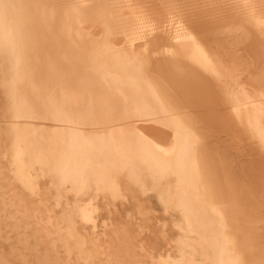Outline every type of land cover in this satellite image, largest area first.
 <instances>
[{
	"label": "rangeland",
	"instance_id": "1",
	"mask_svg": "<svg viewBox=\"0 0 264 264\" xmlns=\"http://www.w3.org/2000/svg\"><path fill=\"white\" fill-rule=\"evenodd\" d=\"M132 1L113 0V3L109 1L110 4L112 3L115 7L116 4L118 5L116 9H114L115 7L113 6V9L110 10L112 13L119 12L122 18L127 21H134L136 19L134 16L137 11L136 8L138 10L139 8L137 5L135 7ZM163 1L167 5H174V0ZM119 5L121 6L119 7ZM122 5L126 6L124 7ZM50 7L51 5L41 10V17L45 23V29H47L46 33L50 34H48V36L53 40V44L43 45L42 48L45 53L49 52L50 46L53 47L59 57L54 58L50 56V54H47L46 58L40 59V64L47 69L48 79L58 86L57 91L62 90L64 92V98L67 99L69 106H71L74 111L77 109L83 110L85 108L89 110H94V108H96L98 111L99 109L101 111L105 110L106 112H101V114H107V116L110 117V126H114L118 133H125V122L114 121L116 111L114 101L101 94L97 83V77L91 73L88 67L89 63L98 62L102 68H106L108 63L100 55L101 49L96 48L93 42H89V38L86 39L83 38L84 36L82 37V35H79L78 28L74 29L73 25L70 26V19L72 18L70 16L71 13L67 15V10L64 12L61 8L52 9ZM134 7L135 10L133 9ZM46 10H48V13ZM57 12H59V14ZM138 12H140V10L137 11V14H139ZM44 13L47 15H44ZM167 13L172 14L171 11H167ZM45 16H47V18ZM58 19H60V22ZM55 22L56 25L59 23L58 26H54ZM93 23H95L93 19L89 17L86 19L85 24L87 26H91ZM66 26L67 29H65ZM160 26L161 25H154L151 29L157 30L158 36L161 35L160 33H162L161 36H163L165 34L163 30L162 32L159 31ZM61 27L62 30L66 32H60ZM164 30H168V28H164ZM54 31H56V33ZM11 33L12 31L8 28L0 29V264H193L196 262L198 264H224L226 259L223 255L226 248L223 245H226L227 242L225 241L226 234L224 229L226 225L222 217L223 206L221 203H214L211 201L207 184L208 172L204 169V161L207 158L204 156L207 155L208 157L209 152L213 155L214 152L217 154L216 151L221 153L220 151L225 148L219 146L226 145L224 140L222 141L218 138V142L215 140V137H218V135L223 136L224 139L227 138L228 141L230 140L231 144H239L238 146H241V148L245 146V149L243 148L244 150L247 149L248 140L256 139V135L253 136V133L250 131L249 134L252 135L245 134V129L248 125L244 124L245 120L242 119L241 115V113H243V117L245 116V110L248 107V103H245L248 101L249 92L246 89L239 88L233 94H220L218 98L221 103H212L213 100L211 96L208 95L209 97H207L204 93V95H200L201 93L198 94L194 90V87H192V80L188 82L186 76H184V79H181L179 76L181 75L180 71L173 65L172 61L168 63V60L164 59L161 55L158 57L159 54H152V57L154 56V63L152 62L150 65L149 63L144 64V61H147V59H145L146 55L144 51L142 53L143 49H139V55H136L137 51H134L138 49H134L133 51V49L130 48L133 44L130 42L125 43V41H122L123 43L120 42L121 40L118 39L123 37L120 35L117 36L119 42L114 40L112 42L113 44L109 43V50L113 52V62L117 64L116 67H118L124 75L131 77L141 88L142 92L151 99L155 117L157 118L156 121L148 120L147 118L134 119L130 122L133 128L132 130L136 132V136L148 144L149 149L152 151L150 155L154 156V161H156L155 158H158L159 164L164 165L165 168L166 165L170 166V169L162 176L155 168L157 162L147 161L144 166L141 163L137 165L138 172L131 177V181L134 186L133 188H135L142 197L141 201L143 205L141 210L143 214L140 215L137 210L138 205L135 203V200L131 198V195H129V201L126 202L120 190L115 187L108 188V185L105 183L104 174L99 170L97 173L98 178L101 179L99 185L89 189L86 185L87 180H85V196L81 195L78 198L76 193H72V191H76L78 185L76 173L75 171H71L73 166L71 165V169H67L69 163L67 161V155L73 156L75 162L73 161L72 164L76 165V153L74 151L68 153L70 145L67 143L65 144L66 134L63 126L60 123L45 118L46 115L44 116L40 113L41 111L38 108L39 105L36 102L37 100L30 90L26 89L21 99L18 98L17 89L14 88L12 82L14 75L11 73V68L16 69L21 64L18 59L10 58L8 54L19 50V47L16 45H8L4 42V39H6L8 35H11ZM86 53L91 55L90 59L85 58ZM137 58L138 61L136 60ZM7 59L10 60L8 61ZM138 62H141L145 67L141 66ZM195 62L197 63V61ZM9 63L12 66H10ZM200 63L202 66L204 65V62L202 63V61L198 60L197 65ZM208 63L206 62L204 66ZM58 64L63 67L58 66ZM197 65L195 64L194 66L197 67ZM209 65L214 67V69L219 67V65L217 66V64L213 63ZM146 66L147 68L149 66L151 67L147 70L145 69ZM154 66L156 69L153 68ZM62 68L64 69L62 70ZM60 69L62 71H60ZM144 70H147V72H153V70H155L154 72L157 73L160 81H163V83L165 82L168 87L169 84L174 86L176 84V86L171 89L173 90V95L175 94L174 97H177L176 100H178V102L180 100L179 103L182 105L180 110L182 112L179 110L177 113V109L167 105L168 103L164 101V99L162 100V96H159L160 90L158 89V91L157 88H155V86H157V83H154L156 80L150 77L148 74L149 72H146L147 77ZM207 70L212 73L211 68ZM176 73L179 74L177 75L178 78L175 76ZM244 73L245 72L242 71L241 75H239L241 78L237 75L238 79L235 80H243L242 78L246 77ZM169 75L171 77H169ZM213 75L218 79L221 78L219 77V71L213 70ZM58 79H60V81ZM87 80H91L92 83ZM176 81H179V83ZM77 82L80 85H78ZM68 87L69 91L67 90ZM51 88L50 85L46 92L51 93ZM46 92H42L40 96H42V98L45 97ZM74 92L77 93L78 96L75 95ZM79 94L81 95L79 96ZM225 98H229V104L224 102ZM234 103H237L238 106H235ZM21 107L24 108L23 114L21 113ZM170 108L171 111L172 108L174 109V113L170 111ZM203 108L206 114L207 112H211L212 114H217L218 112V116L213 115L212 117H214V120L210 123L201 121L195 114V111ZM213 110H215V112H213ZM228 112H231L232 115ZM184 113H187V117L184 116ZM219 113L222 116H220ZM225 113H227V115ZM234 113L238 114L239 117ZM177 114L178 116L180 115L178 118ZM233 114L237 117H234ZM225 115L227 118L230 116L229 121L226 119ZM217 117L221 118L217 119ZM233 118L241 119L240 124L246 127H241ZM189 119L192 123L196 121L194 123L196 125L192 124L190 121L186 123ZM191 119H193V121ZM230 119H233L232 122L234 125L238 124L239 126L235 125V127L232 125ZM239 120L237 121L239 122ZM189 123L190 128L194 129V132L188 128ZM183 124L186 125L183 126ZM143 125H145L144 128ZM78 126L81 131H93V128L89 126V124L78 123ZM192 126L194 128H192ZM242 128H244V132ZM200 129H202L203 132ZM222 129L223 135L221 133ZM32 130H39L42 132L43 138H41L40 141L50 144H47V148L53 151V154L50 153V158H52L55 163H59L57 164L58 166H61L60 169L57 168L55 171L51 170L53 174L49 173L47 178L40 180L42 187L41 191L44 192V194L41 192V195L39 194L40 191H38V186H32L38 181V177H35L33 172H40L39 167L42 166L40 159L43 157H41L39 161L37 160V156L40 155L37 150L32 154L34 159L32 158L33 161L30 164L34 166V169H28V166L25 164L23 165L22 162L18 166L17 173L21 174V179L28 182L30 185L29 189L24 187L14 176L13 148L15 138L18 133L28 134ZM224 130H226L227 133L224 132ZM165 132L168 134L166 135ZM213 132L214 134L216 133L217 136H215ZM218 132H220L221 135ZM211 133L213 135H211ZM228 133L230 135H228ZM246 133H248V130ZM209 134L213 138H211ZM244 134L246 136L249 135L250 138L251 136L254 138L249 139V137H246ZM50 135L54 136L49 137ZM180 136H183L187 140L184 153L181 154L180 152H176V148L172 151L171 147H169L170 144L164 145V142H172L174 138ZM198 136L200 138H198ZM201 136L203 138L205 137V139L201 138ZM134 140V136L125 138L124 141H127L126 147L132 148ZM30 141L37 142V139L29 137L25 140H21L19 138L18 154L24 159H27L24 150L27 148V144ZM214 141H216V143ZM85 148L87 149L86 153L89 155L91 162L95 161L99 163V157L90 154V146L86 144ZM213 148L214 152H212ZM206 149L208 150L206 151ZM127 151L128 155L133 157L138 150L135 149L131 151L127 149ZM205 151L208 154L205 153ZM230 151H233L231 146ZM202 154H204V156ZM52 159L49 160L51 161ZM68 160H70L69 157ZM19 162L20 161H18V163ZM101 162H103V160ZM195 164L197 166H195ZM46 165H48L47 161ZM192 169H194V172ZM196 169L199 171L200 175L197 171L195 172ZM57 176L58 179H56ZM201 180L202 182H200ZM55 181L59 182V186L54 185ZM91 197L93 201L89 202ZM111 197H115L116 203L112 201L109 202ZM204 197L206 198L204 199ZM78 201H81V204H78ZM79 206H81V208H78ZM218 207L219 209H217ZM215 215L216 217H214ZM205 254L209 256L207 260L203 256Z\"/></svg>",
	"mask_w": 264,
	"mask_h": 264
},
{
	"label": "bare ground",
	"instance_id": "2",
	"mask_svg": "<svg viewBox=\"0 0 264 264\" xmlns=\"http://www.w3.org/2000/svg\"><path fill=\"white\" fill-rule=\"evenodd\" d=\"M109 1L113 3V0H0V29L8 28L12 31L11 35H8L7 38L4 39V42L8 45H16L19 47V50L8 54L10 58L18 59L21 64L12 73L14 75L12 82L14 88L17 89L18 98L21 99L26 89L30 90L37 100L36 102L39 105L38 108L41 111L40 113L44 116L46 115L45 118L60 123L63 126L66 134L65 144L67 143L70 145L68 153L72 151L76 153V161L78 163L76 162V165L72 164L73 167L70 169L71 171H75L79 183L82 181L85 183V180H87V187L89 189H91V187L95 188L101 183V179L97 176L99 170L104 174L105 183L108 187H115L123 193L122 195L124 197L126 196L129 198V195H131V198L138 202L139 196L135 194V188H133L134 186L131 181V177L138 172L137 165L141 163L144 166L147 161L157 162L155 168L162 176L170 169V166L166 165L165 168L164 165L158 163V158H155L156 161H154V156L150 155L152 151L149 149L148 144L136 136V132L132 130L133 128L130 122L134 119L147 118L148 120L156 121L157 118L155 117L151 99L142 92L141 88L131 77L124 75L122 71L116 67L117 64L113 62V52L109 50V43L117 40V36L120 35L123 36L118 39L121 40L120 42L125 41V43L130 42L133 44L130 47L133 51L134 49H138L134 51H137L136 55L143 49L142 53L144 51L146 55L145 59H147L146 61L143 58L145 60V63L143 62L144 64L149 63L150 65L153 62L154 56L152 57V54H159L158 57L161 55L164 59L168 60V63L172 61L173 65L177 67L181 74L179 75L176 73L175 76L177 77V75H179L181 79H184V76H186L188 82L192 80L191 82H193V85H191L194 87V90L198 94L201 93L200 95L204 93L207 97L211 96L213 100L212 103H221L218 98L220 94H233L239 88L246 89L249 92L248 101L245 103H248V107L246 106L245 116L243 117V113H241V115L242 119L246 122H244V124H247L248 127L240 124L241 119H233H235L234 121L240 124L241 127H246L245 130L246 132L248 130V133L245 132V134H249L250 131L253 133V136L256 135V139L248 140L247 149L244 150V145L243 149L241 146H238L239 144H231L230 140L228 141L227 138L224 139L223 136L218 135V137H215L217 135L213 132L216 141L218 139L224 140L226 145H218L225 148L220 151L221 153L216 151L217 154H215L213 148L212 152H214V155L209 152L208 157L207 155H202L207 158L204 161V169L208 172L207 184L211 201L214 203H221L223 206L222 217L226 225L224 229L226 234L225 241L227 242L226 245H223L226 248L223 255L226 259L224 264H264V0H174L173 6L167 5L163 0H130L135 7L137 5L140 10L138 13L141 14H137L139 10L136 8L137 11L136 13L134 12L136 19L134 21L125 20L119 12L112 13L110 9H113L114 5L111 3V7ZM50 5L52 9L61 8L64 12L67 10V15L71 13L70 16L72 20L70 19V26L73 25L74 29L78 28L79 35H82V37L84 36L83 38L86 39L89 38V42H93L96 48L101 49L100 55L108 63L106 68H102L98 62L89 63L88 67L91 73L97 77V83L101 94L114 101L116 107L114 121L125 122V133H118L114 126H110V117H108L107 114H101V112L105 113V110L101 111L99 109L100 114L96 108H94V110L85 108L83 110L77 109L74 111L72 107L69 106L67 99L64 98V92L62 90L57 91L58 86L48 79L47 69L40 64V59L46 58L47 54H50V56L54 58L59 57L53 47L50 46L49 52L45 53L42 48L43 45L53 44V40L48 36L49 33H46L47 29H45V23L41 17V10ZM117 6L116 4V7ZM120 6L121 5H119V7ZM116 7L114 9H116ZM135 7L133 8L134 10ZM47 11L48 10H46V12ZM167 11H171L172 14L167 13ZM57 13L59 14V12ZM44 15L47 14L44 13ZM45 17L47 18V16ZM88 17L95 22L91 26L85 24ZM58 20L60 22V19ZM58 24L56 25L55 22L54 26H58ZM154 25H161L159 31L162 32L163 30L165 35L161 36L162 33H160L161 35L158 36L157 30L151 29ZM67 26L65 29H67ZM164 28H168V30H164ZM62 31L65 30H62L61 27L60 32ZM54 32L56 33V31ZM90 57L91 55L89 53L85 54L86 59H90ZM138 58L136 59L137 61ZM198 60L202 61V63L204 62V65L206 62H209L207 65L210 63L212 65L213 63L217 64V66L219 65V67L214 69V67L210 65L202 66L201 63L197 65ZM195 61H197V63ZM139 64L145 67L141 62ZM195 64L197 67L194 66ZM58 66L60 65L58 64ZM150 67L151 66L148 68ZM148 68L146 66L145 69L148 70ZM153 68L156 69L155 66ZM209 68H211L212 73L208 72L207 69ZM63 69L64 68H62V70ZM62 70L60 69V71ZM147 70H144L145 74ZM213 70L220 72V79L216 78L214 76L215 74L213 75ZM154 71L155 70H153V72L148 71L149 73H147L152 79L156 80V82H153L155 84L157 83L156 85L159 87L155 86L157 90H160H158L160 92L159 96H162V100L164 99V101L168 103L167 105L177 109L178 113L182 105L179 103L180 100L179 102L176 100L177 97H174L175 94L173 95V90L171 89L174 88L176 84L175 86L169 84L168 87L165 82L163 83V81H160V78ZM242 71L245 72L244 74H246V77L242 78L243 80L240 79L236 81L235 79L240 77L239 75H241ZM169 77L171 76L169 75ZM58 80L60 81V79ZM89 82L92 83L91 80ZM176 82L179 83V81ZM50 85L52 87L51 93H47V88ZM78 85L80 84L78 83ZM67 90L69 91V87ZM42 92H46V96L43 98L40 96ZM75 95L78 96L77 93H75ZM80 95L81 94H79V96ZM229 101V98H225L224 100L226 104H229ZM236 105L238 106L237 103L235 106ZM173 108L172 111L170 108V111L174 113ZM23 109L24 108L21 107L22 114ZM184 109L186 110L185 107ZM213 112H215V110H213ZM187 113L182 115L187 117ZM210 113L207 112L206 114L204 108L195 111V114L201 121L208 123L214 120V117H212L213 115L216 116L218 114V112L217 114ZM225 114L227 115V113ZM234 114L233 116L237 117L235 115L238 114ZM179 116L177 114V118ZM218 118L219 117H217V119ZM229 118L230 116L228 118L226 116L228 121ZM236 119L239 120V122ZM191 120L193 121V119ZM232 120L230 122L234 125ZM188 121H190V119L185 122L188 123ZM78 123L89 124V126L93 128V131H81ZM238 124L235 125L239 126ZM184 125L186 124H183V126ZM144 126L145 125H143V128ZM188 126V128H190V123ZM192 128L194 127L192 126ZM244 128H242V130ZM191 130L194 132V129ZM224 132H226V130H224ZM34 133L31 134L32 137L36 135ZM221 133L223 135V129ZM21 134L22 133H20V137ZM167 134L168 133H166V135ZM213 134L211 133V135ZM211 135L209 134L210 137ZM228 135L230 134L228 133ZM249 135L245 136L249 137ZM22 136L24 137V135ZM130 136H134L135 138L132 148L126 147L127 141H124L125 138ZM198 138L200 137L198 136ZM201 138L203 137L201 136ZM251 138L253 139L254 137L251 136ZM251 138L249 137V139ZM203 139H205V137ZM216 141L214 142L216 143ZM166 142H164V145L170 144L171 146L169 145V147H171L172 151L176 148V152H180L181 154L184 153L187 140L183 136L174 138L172 142ZM86 144L90 146V154L99 157V163L95 161L91 162L89 155L86 153ZM160 145L163 146L162 144ZM230 146L233 151H230ZM127 149L131 151L136 149L138 151L132 157L128 155ZM207 150L208 149H206V151ZM206 151L205 153H207ZM182 157L185 159L183 155ZM102 160L103 162H101ZM195 166L197 165L195 164ZM192 170L194 172V169ZM196 171L197 169L195 172ZM197 173L199 174V171H197ZM200 182H202V180ZM104 188L107 189L106 187ZM205 198L206 197H204V199ZM92 201L93 198L91 197L89 202ZM205 202L207 203L206 200ZM218 206L222 207L221 205ZM141 209L142 208L138 210L140 215L143 214ZM217 209H219V207ZM216 215L214 217H216ZM203 256L206 260L209 258L208 254ZM193 264L198 263L196 262Z\"/></svg>",
	"mask_w": 264,
	"mask_h": 264
},
{
	"label": "crops",
	"instance_id": "3",
	"mask_svg": "<svg viewBox=\"0 0 264 264\" xmlns=\"http://www.w3.org/2000/svg\"><path fill=\"white\" fill-rule=\"evenodd\" d=\"M8 61L10 60V59H7ZM10 64V63H9ZM10 66H12L11 64H10ZM15 69L14 68H11V73H13V71H14ZM13 75V74H12ZM11 108H12V106H11ZM11 112V111H10ZM8 124H11V123H8ZM12 125V124H11ZM35 132V133H34ZM32 133H34V134H36L34 137H32ZM22 135H24V137L22 136ZM42 132L41 131H39V130H32L30 133H28V134H25V133H22L21 134V137H20V133L17 135V137L15 138V143H14V148H13V156H14V167H15V169H14V176H15V178L24 186V187H26L27 189H29V184H28V182L26 181L25 182V180H23V179H21V177H20V173L18 174L17 172H18V166L20 165V163L22 162L23 163V165L25 164L26 166H28V169L29 168H32V169H34V166H31L30 164L32 163V158L34 159V156L32 157V154L35 152V150H37V152H39V156H37V160L39 161V159L41 158V157H43L42 159H40V162H41V164H42V166L41 167H39V169H40V172H33V175L35 176V177H38V181L37 182H35L32 186L33 187H35V186H38V191H40V195H41V184H40V180H42V179H45V178H47L48 176H49V173L50 174H53L52 172H51V170L53 171H55V169H60L61 168V166L59 165H57V164H59V163H55V161H53V159L52 158H50V153L51 154H53V151H52V149H48L47 148V144L48 143H46V142H44V141H40L41 140V138H43L42 137ZM53 135H50L49 137H52ZM29 137H32V138H35V139H37V142H32V141H30L28 144H27V148L24 150V154L26 155V157H27V159H24L21 155H19L18 154V147H19V144H18V141H19V138H21V140L23 139V140H25V139H27V138H29ZM18 138V139H17ZM45 138H47V137H45ZM48 145H50V144H48ZM32 146V147H31ZM68 157H69V159L70 160H68ZM49 159H52L51 161L49 160ZM76 160V159H75ZM18 161H20L19 163H18ZM46 161H47V163H48V165H46ZM67 161L69 162L68 163V167H67V169H69L70 168V166L72 165V163H73V156H71V155H67ZM75 162V161H74ZM77 162V161H76ZM17 163H18V165H17ZM78 163V162H77ZM48 170H50V171H48ZM56 179H58V176H57V178ZM80 183H81V185H80ZM78 182L77 181V189H76V191L75 192H73L72 191V193H76V196L79 198L81 195H84L85 196V186H84V181H82V182ZM54 185H56V186H59V182L57 181H55L54 182ZM40 186V187H39ZM108 188H112V187H108ZM71 192V191H70ZM134 192H135V194L137 195V196H139V200H138V202H136L135 201V203L138 205V209L137 210H139L140 208H142V205H143V202L141 201V196H140V194H139V192H137L136 191V189H134ZM116 193V192H115ZM120 193H121V191H120ZM42 194H44V192H42ZM121 194H123V193H121ZM125 199H126V202L127 201H129V199L125 196ZM113 202V203H116V201H115V197H111L110 198V200H109V202ZM81 204V201H78V204ZM84 204V203H83ZM78 208H81V206H79ZM79 210V209H78Z\"/></svg>",
	"mask_w": 264,
	"mask_h": 264
}]
</instances>
